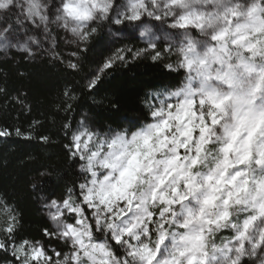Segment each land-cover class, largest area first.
Instances as JSON below:
<instances>
[{
  "label": "clouds",
  "instance_id": "1",
  "mask_svg": "<svg viewBox=\"0 0 264 264\" xmlns=\"http://www.w3.org/2000/svg\"><path fill=\"white\" fill-rule=\"evenodd\" d=\"M16 53L83 82L50 104L67 155L26 157L43 224L0 192V264H264V0H0V60ZM148 69L131 120L79 107L119 109L95 90Z\"/></svg>",
  "mask_w": 264,
  "mask_h": 264
},
{
  "label": "trees",
  "instance_id": "2",
  "mask_svg": "<svg viewBox=\"0 0 264 264\" xmlns=\"http://www.w3.org/2000/svg\"><path fill=\"white\" fill-rule=\"evenodd\" d=\"M97 52L90 57L91 63H96L100 56L107 50L101 41L97 46ZM2 55V54H0ZM152 69L140 78H131L127 74L115 76L103 82L95 91L96 95L109 93L115 95L119 103V109H96L85 99L80 108L88 107L94 114V124L103 127L104 121L120 124L125 120H131L128 115L136 108V96L140 90L154 82ZM24 73H28L27 78ZM83 81L74 70L65 68L59 61L56 68H52L47 60L43 65L29 61L26 54L16 53L15 58L0 60V129H6L9 133L0 137V192L14 199L23 210L26 220H31L32 225H41L43 220L35 215V205L31 199L33 193L27 189V177L37 170L35 163H30L26 157L36 156L39 160L55 162V156L67 155L64 144L68 143L65 133L53 128L49 119L55 115L57 119L64 118L62 112L53 113L50 104L52 97L59 90L62 92L63 85L73 90L80 91ZM69 118L71 114H68ZM35 122V123H34ZM78 122V121H77ZM35 129L36 139L29 138ZM19 130L22 135H16ZM51 135L59 138L61 143L56 145L55 152L44 156L42 148L45 147L42 137ZM13 148V151H9ZM5 160L7 163H5ZM5 259H14L0 251V262Z\"/></svg>",
  "mask_w": 264,
  "mask_h": 264
},
{
  "label": "snow or ice",
  "instance_id": "3",
  "mask_svg": "<svg viewBox=\"0 0 264 264\" xmlns=\"http://www.w3.org/2000/svg\"><path fill=\"white\" fill-rule=\"evenodd\" d=\"M3 91V90H2ZM2 91H0V92H2ZM35 123V122H34ZM9 133L7 132V130L6 129H0V137H5V136H7ZM16 135H22V133L19 131V130H17L16 131ZM42 139L44 140L45 139V137H42Z\"/></svg>",
  "mask_w": 264,
  "mask_h": 264
}]
</instances>
